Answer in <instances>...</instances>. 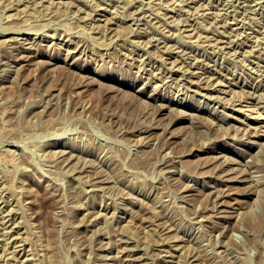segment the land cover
<instances>
[{"label": "rangeland", "instance_id": "1", "mask_svg": "<svg viewBox=\"0 0 264 264\" xmlns=\"http://www.w3.org/2000/svg\"><path fill=\"white\" fill-rule=\"evenodd\" d=\"M197 262L264 264V0H0V264Z\"/></svg>", "mask_w": 264, "mask_h": 264}, {"label": "bare ground", "instance_id": "2", "mask_svg": "<svg viewBox=\"0 0 264 264\" xmlns=\"http://www.w3.org/2000/svg\"><path fill=\"white\" fill-rule=\"evenodd\" d=\"M14 39V38H13ZM8 42V41H7ZM10 42V41H9ZM260 223H262V221L259 219V221L257 222V223H255V228L257 229L258 227H259V225H260ZM139 259V258H138ZM143 260H144V258H143ZM135 262H137V261H135ZM139 262H140V260H139ZM142 262V261H141ZM194 263V262H193ZM198 263V262H197ZM141 264V263H140ZM143 264V263H142ZM198 264H200V263H198Z\"/></svg>", "mask_w": 264, "mask_h": 264}]
</instances>
